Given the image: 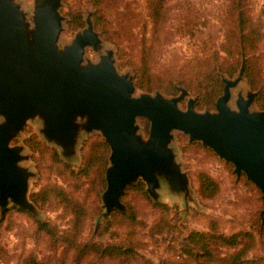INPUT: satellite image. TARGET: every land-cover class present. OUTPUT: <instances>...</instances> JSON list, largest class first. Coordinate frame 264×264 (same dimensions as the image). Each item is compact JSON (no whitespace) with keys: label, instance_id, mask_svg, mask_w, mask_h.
<instances>
[{"label":"rangeland","instance_id":"obj_1","mask_svg":"<svg viewBox=\"0 0 264 264\" xmlns=\"http://www.w3.org/2000/svg\"><path fill=\"white\" fill-rule=\"evenodd\" d=\"M18 1L27 12L33 13L36 0ZM229 2L230 0H171L172 10L167 24V38L163 39L162 35V42H166L157 43L159 55L155 56L153 62L159 74L155 78L160 79V83L166 82L165 71L170 65L185 63L186 59L200 47H219L226 41V27L228 28L227 23L230 20L228 18L227 21L223 17L226 18V7ZM246 2L249 9L246 14L255 25L262 26L264 30V0ZM145 4L146 0H123L120 8L112 7L110 12L113 14H107L108 18L115 21L117 11H126L129 21L126 29H120L122 38L113 35L114 39H110L96 27L94 12L98 7L94 0H62L60 10L65 19L61 43L70 42L76 32L86 26V18L90 14L101 34L103 49L96 51L89 46L86 58L98 61L106 48H112L118 69L121 72L132 73L137 85L138 79L132 62L140 61L144 32L147 38L152 39V32H147L151 24L148 23L147 26L149 16ZM79 8L83 11L84 24L74 28L71 25L72 14ZM189 20L192 26L189 27L196 34L180 31V26L183 27L182 24ZM114 21L112 30L118 26ZM256 50L259 51L257 56L242 55L241 65L232 75L219 68L222 79L223 76L235 77L245 59L246 65L248 60L252 61L255 77L264 84V38ZM175 85L178 89L176 93H170L162 87L146 90L138 85L137 93L160 91L172 96L180 92L179 87H185L178 81H175ZM240 89L244 91L252 89L257 91L258 96L261 87L252 88L244 74V79L233 88L234 98ZM190 94L197 97L198 101L196 94L192 91ZM257 96L254 108L262 109L258 105ZM187 100L188 97L182 100L183 108L187 107ZM231 104L235 105L234 99L231 100ZM215 108L216 106L212 109ZM138 122L140 131L148 137L149 119L139 117ZM42 125L39 118L31 119L12 140V144L23 146L26 157L21 164L32 172L28 188L31 206H21L11 200L3 214L0 205V264H26L30 256H36L48 264H176L179 257L175 245L191 230L215 231L228 235L240 231L249 232L253 237L243 235L241 238L243 244L223 247L221 255L232 253L240 249L244 243L251 241L253 244L247 250L246 257L264 258L262 191L246 173L238 176L234 172V163L221 158L212 147L204 145L201 141H190L187 134L176 130L172 145L176 151L177 161L187 173L188 192L173 191L164 185L160 189V197L155 198L147 190V183L140 178L127 187L143 181L148 196L142 191L130 189L125 198L123 200L121 198L125 207H114L106 213L108 208L103 195L107 189L106 171L111 164L110 145L105 167L101 166L103 163L99 165L97 162L86 175L74 172L83 165L94 142L102 139L107 142L102 132L81 131L75 151L66 154L59 143L44 136L41 131ZM201 172H208L220 183L219 192L211 198H205L199 192ZM60 191L64 192L59 194ZM36 193L38 194L35 196ZM160 203H165L169 207L162 208L158 206ZM131 206L134 207L133 218L130 216ZM39 219L47 221L57 231V235L51 236L48 232L40 230L37 222ZM169 220L174 223L172 229H168L169 225L166 224ZM61 235L69 239L74 238L79 243H117L133 250L120 256L116 254L103 256L97 252L82 255L77 245L69 239H63ZM164 259L166 261L162 263Z\"/></svg>","mask_w":264,"mask_h":264},{"label":"water","instance_id":"obj_2","mask_svg":"<svg viewBox=\"0 0 264 264\" xmlns=\"http://www.w3.org/2000/svg\"><path fill=\"white\" fill-rule=\"evenodd\" d=\"M62 0H36L33 13L18 0H0V205L3 214L12 200L29 207L32 172L21 164L23 146L12 144L29 120L39 118L41 131L66 154L76 149L81 131H101L111 147L105 205L124 208L125 188L142 178L160 197L166 185L189 190L172 145L176 130L201 141L234 163L262 191L264 200V109L254 108L257 91L233 88L244 79L246 61L235 77L223 76V93L215 109L196 108L197 97L185 87L176 95L160 91L137 93L134 75L121 72L112 48L98 61L86 58L87 48L103 49L100 32L89 14L86 26L61 43L65 16ZM188 97L187 107L181 102ZM234 99L235 105L231 104ZM139 117L150 121L149 135ZM264 213V210L263 212Z\"/></svg>","mask_w":264,"mask_h":264},{"label":"trees","instance_id":"obj_3","mask_svg":"<svg viewBox=\"0 0 264 264\" xmlns=\"http://www.w3.org/2000/svg\"><path fill=\"white\" fill-rule=\"evenodd\" d=\"M94 2L98 7L94 12L96 27L110 39H114L113 35L122 38L120 29L127 28V22L129 21L128 13L126 11H117L115 21L114 19L111 20L108 18L107 14L111 13L110 11L114 6L120 8L123 0H94ZM145 8L149 16L147 26L148 23L151 24V28L147 32H152V39H149L150 37L147 38L146 32H144L142 35V55L140 61L138 63L132 62L138 79L137 85L140 88L151 90L155 87H162L170 93H176L178 89L175 85V81H178L181 85L198 96V101L196 103L198 108L208 107L212 109L216 106L217 98L223 92L225 86L219 68L232 75L241 65L243 54H251L252 56H257V54H259V51H255V48L264 38L262 26L255 25L251 17L246 14V11L249 10L246 0H230L226 7L228 16L226 14V18L223 17V19L227 21L228 18L230 20L227 23L228 28L226 27V41L219 47H200L186 59L185 63L170 65L165 71V73H167L165 76L166 82L160 83V79L155 78L159 74L156 72L153 62L155 56L159 55V50H157L156 45L166 42L162 41L167 38V24L169 21V14L172 10V4L171 0H146ZM112 14L113 12L111 15ZM72 17L71 25L74 28L84 24V15L81 8H79L75 14H72ZM113 21L118 24L117 28L114 30L111 29L112 24H114ZM190 22L191 20L187 21V23H183V27L180 26V31L196 34L194 30L190 29ZM162 35L164 36L163 39ZM120 50L123 52L121 46ZM221 52H224V54ZM253 71L254 65L251 60H248L244 74L249 79L252 88L258 89L261 87L257 100L260 108L264 109V84L258 77H255ZM109 150V144L103 139L99 142H94L83 165L74 172L79 175H86L97 162L99 165L103 163L101 166L105 167L108 161ZM102 178L105 183L104 177ZM130 189L142 191V193L148 196V193L145 191L144 182L139 181L136 185L126 188L121 196L122 200ZM219 190L220 183L211 174L208 172H201L199 174V192L203 197L211 198L215 196ZM63 192L64 191H60L59 194ZM37 194L38 193H36L35 196ZM158 206H162V208L169 207V205L165 203H160ZM130 208L132 210L130 216L133 218L135 216L133 215L134 207L131 206ZM37 222L40 230L48 232L51 236L57 235V231L54 230L47 221L39 219ZM77 224L79 225L80 223ZM166 224L169 225L168 229H172L174 226V223L170 220L167 221ZM243 235L253 237L251 233L242 231L228 235L215 231L203 232L191 230L175 245L179 257V259L176 260L178 262L176 264H264V258L246 257L247 250L253 244L251 241L246 244L244 243L240 249L232 253L221 255L223 247L243 244L241 239ZM61 236L63 239H69L63 235ZM69 240L79 247L80 254L82 255L97 252L102 253L103 256L108 254L120 256L129 254V252L133 250L132 248H127L117 243H79L74 238ZM165 261L164 259L161 262L165 263ZM26 264L48 263L36 256H30L27 258Z\"/></svg>","mask_w":264,"mask_h":264}]
</instances>
